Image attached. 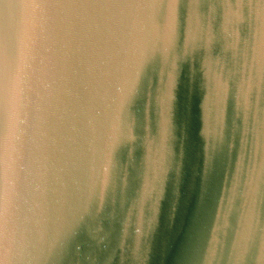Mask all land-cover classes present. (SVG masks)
I'll list each match as a JSON object with an SVG mask.
<instances>
[{
  "label": "water",
  "instance_id": "obj_1",
  "mask_svg": "<svg viewBox=\"0 0 264 264\" xmlns=\"http://www.w3.org/2000/svg\"><path fill=\"white\" fill-rule=\"evenodd\" d=\"M0 50V264H264V0H0Z\"/></svg>",
  "mask_w": 264,
  "mask_h": 264
},
{
  "label": "clouds",
  "instance_id": "obj_2",
  "mask_svg": "<svg viewBox=\"0 0 264 264\" xmlns=\"http://www.w3.org/2000/svg\"><path fill=\"white\" fill-rule=\"evenodd\" d=\"M173 9H174V3H170L169 4V20H168V24L166 26V29H167V31H166V37H165L166 43L169 40L170 33H171V28H172V23H173V20H174V17L172 15ZM237 15H238V13H237Z\"/></svg>",
  "mask_w": 264,
  "mask_h": 264
},
{
  "label": "snow or ice",
  "instance_id": "obj_3",
  "mask_svg": "<svg viewBox=\"0 0 264 264\" xmlns=\"http://www.w3.org/2000/svg\"><path fill=\"white\" fill-rule=\"evenodd\" d=\"M3 63V52L0 50V65ZM6 98L5 85L3 81L2 73H0V103H3Z\"/></svg>",
  "mask_w": 264,
  "mask_h": 264
}]
</instances>
